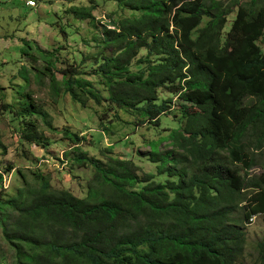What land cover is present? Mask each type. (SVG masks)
I'll return each mask as SVG.
<instances>
[{"label":"trees","instance_id":"16d2710c","mask_svg":"<svg viewBox=\"0 0 264 264\" xmlns=\"http://www.w3.org/2000/svg\"><path fill=\"white\" fill-rule=\"evenodd\" d=\"M113 1L134 12L104 25L96 39L111 53L96 71L108 96L84 70L63 69L58 82L54 55L38 49L52 90L57 96L62 87L82 108L108 100L155 126L176 98L184 121L150 142L154 173L132 159L87 158L80 136L65 130L80 152L75 161L95 171L84 197L54 188L39 172L8 194L2 182L11 167L2 169V240L14 264H239L245 223L264 214V0ZM94 9L69 13L93 20ZM31 48L26 41L21 53ZM161 90L171 96L161 98ZM28 98L21 112L53 131L49 113ZM35 134L26 122L22 140L36 143ZM163 142L168 149L160 150ZM257 249L255 264H264V238Z\"/></svg>","mask_w":264,"mask_h":264},{"label":"rangeland","instance_id":"374dc122","mask_svg":"<svg viewBox=\"0 0 264 264\" xmlns=\"http://www.w3.org/2000/svg\"><path fill=\"white\" fill-rule=\"evenodd\" d=\"M27 1L0 0V171L11 167L3 174L4 191L13 193L23 180L28 181L33 173L39 172L50 176L54 188L68 189L75 196L84 197L95 171L90 163L81 165L75 161L80 152L87 158L103 161L111 156L132 159L141 171L154 173L155 167L146 157L150 142L166 138L183 123L179 100L175 98L172 108L160 116V126L150 122L141 124L142 118L135 112L117 108L108 100L101 105L89 100L87 107L82 108L62 87L55 95L50 75L45 71L46 62L37 53L39 49L41 53L54 55L51 71L58 82L62 80L63 69L84 70L81 76L98 83L96 86L106 97L107 90L99 84L102 80L96 71L102 57L111 53L96 39L103 36L104 25L113 26L114 22L132 16L134 11L113 0H35L34 7L28 6ZM92 5L93 20L76 19L69 13L72 6ZM234 15L235 12L227 17L225 30ZM26 41L32 47L30 55L21 53ZM258 43L264 51V40ZM146 53L147 49H143L140 57ZM135 62L130 67L133 72L140 68ZM23 67L28 80L20 73ZM26 95L49 113L53 131L39 118L21 112ZM170 96L160 91L161 98ZM26 122L35 124L38 142L29 144L22 140ZM65 130L80 136V152L74 151L76 145L64 135ZM47 140L49 143L43 145ZM168 148L167 142L160 146V150ZM244 229L246 244L239 264H255L259 257L258 242L264 238V214L254 215ZM0 264H14L13 252L1 233Z\"/></svg>","mask_w":264,"mask_h":264},{"label":"built area","instance_id":"2783aa9c","mask_svg":"<svg viewBox=\"0 0 264 264\" xmlns=\"http://www.w3.org/2000/svg\"><path fill=\"white\" fill-rule=\"evenodd\" d=\"M27 5L30 7H34V6H36V3L33 0H28Z\"/></svg>","mask_w":264,"mask_h":264},{"label":"clouds","instance_id":"9594fccd","mask_svg":"<svg viewBox=\"0 0 264 264\" xmlns=\"http://www.w3.org/2000/svg\"><path fill=\"white\" fill-rule=\"evenodd\" d=\"M35 3H36V1L35 0H33ZM36 5H37V3H36ZM254 216H252L251 218H250V220L253 218Z\"/></svg>","mask_w":264,"mask_h":264}]
</instances>
